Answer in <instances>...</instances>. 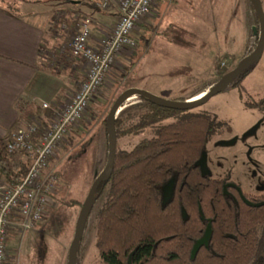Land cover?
<instances>
[{"label": "rangeland", "instance_id": "obj_1", "mask_svg": "<svg viewBox=\"0 0 264 264\" xmlns=\"http://www.w3.org/2000/svg\"><path fill=\"white\" fill-rule=\"evenodd\" d=\"M4 1L10 4L20 1V10L36 14L32 15L33 21L49 18V34L41 54L44 69L66 87L76 78L78 81L72 89L75 93L85 79L86 67L82 59L70 54L71 42L85 18H89L98 30L101 26L105 33L110 32L114 25L103 18L111 16L110 11L87 5L88 9L83 7L84 13H81V8L72 6L70 0L67 3L63 0ZM247 4L251 15L246 37V21L239 0L156 1L151 13L137 24L135 46L123 50L116 57L83 116L54 151L45 172L55 176L57 183L42 220L26 232L17 227L9 228L6 264H68V250L81 207L69 208L58 201L60 198H72L82 204L96 172L104 168L107 136L101 121L106 118L112 103L129 88L172 101H189L203 96L256 43L258 19L253 18L249 0ZM262 8L264 12V1ZM234 15V27L231 28L230 21ZM101 37L102 34L99 36L93 29L90 40ZM64 65H76L78 69L82 66L84 78L75 76ZM241 87L242 90H237L228 86L192 111L206 112L225 122L219 134L207 145L205 162L208 175L221 178L228 173L230 180L244 193L261 194L264 192V111L248 110L244 101H258L264 94V49L259 61L241 81ZM63 89L61 87L59 96L65 95ZM70 98L71 95L64 106ZM48 103L54 108L50 101ZM43 109L36 108L34 114L40 115ZM146 110L145 101L137 96L129 98L116 115L118 131L138 123ZM170 122L156 124L139 135L119 137L117 151H130ZM166 190L165 200L170 184ZM106 195L107 190L98 198L87 220L77 264H101L95 245V223Z\"/></svg>", "mask_w": 264, "mask_h": 264}, {"label": "trees", "instance_id": "obj_2", "mask_svg": "<svg viewBox=\"0 0 264 264\" xmlns=\"http://www.w3.org/2000/svg\"><path fill=\"white\" fill-rule=\"evenodd\" d=\"M7 2L0 0L14 9V3ZM254 17L257 20L255 13ZM258 37L259 27L256 43L245 56L254 50ZM248 74L244 71L228 86L242 90L241 81ZM138 98L147 103V110L138 123L121 131L116 119L117 138L171 122L130 151H117L111 174L97 189L94 204L107 190L95 223L101 264H264V194L245 195L235 185H228L225 194L227 180H215L197 165L225 122L206 112L166 109ZM244 104L248 110L263 112L264 94ZM43 110L51 119V109ZM101 123L108 141L106 118ZM12 134L0 139V183L7 185L21 183L29 168L25 153L8 151ZM58 202L69 208L82 205L72 198ZM207 229V242L198 245Z\"/></svg>", "mask_w": 264, "mask_h": 264}, {"label": "built area", "instance_id": "obj_3", "mask_svg": "<svg viewBox=\"0 0 264 264\" xmlns=\"http://www.w3.org/2000/svg\"><path fill=\"white\" fill-rule=\"evenodd\" d=\"M85 1L103 10L116 6L118 17L112 30L103 35L96 48L89 44L91 20H82L70 50L74 57L85 62L84 81L63 108L42 105L44 109L50 108L53 114L46 127L42 128L38 123L28 124L12 134L7 149L10 153H25L29 168L21 183H0V264H6L9 228L17 227L26 232L42 220L57 183L55 176L45 172L54 151L83 116L116 57L135 46L137 24L151 13L157 0Z\"/></svg>", "mask_w": 264, "mask_h": 264}, {"label": "crops", "instance_id": "obj_4", "mask_svg": "<svg viewBox=\"0 0 264 264\" xmlns=\"http://www.w3.org/2000/svg\"><path fill=\"white\" fill-rule=\"evenodd\" d=\"M19 2H13L14 9L0 4V139L29 123L47 125L48 113L43 111L40 115H35L36 108H42L43 104L49 105V101L55 109L62 108L68 97L74 93L72 89L78 81L73 78L75 82L69 81L68 87L66 84L60 85L54 74L44 69L41 54L43 44L46 42L45 38L49 34V18L33 21L32 15L36 14L31 13L32 11L25 13L20 10ZM239 2L246 21L244 27L247 37L251 13L247 0H239ZM69 3L73 4L72 6L80 7L81 13H84L83 7L88 9L85 4L89 5L85 0H70ZM108 11L111 16L103 18L114 25L118 17V9L116 6H112ZM234 18H236L235 15L230 21L231 28L234 27ZM253 18L255 19L254 15ZM93 29L99 36L100 33L102 37L106 34L101 26L98 30L92 22V33ZM100 39L90 40L91 47H98ZM63 67L70 68L69 71L73 72L75 76L84 78L82 66L80 69L76 65L70 67L64 65ZM70 86L71 88H69ZM61 87L66 92L65 95L59 96Z\"/></svg>", "mask_w": 264, "mask_h": 264}, {"label": "water", "instance_id": "obj_5", "mask_svg": "<svg viewBox=\"0 0 264 264\" xmlns=\"http://www.w3.org/2000/svg\"><path fill=\"white\" fill-rule=\"evenodd\" d=\"M249 2L258 19L259 37L256 47L250 54L243 57L232 70L223 75L222 78L216 84H214L203 96H199L189 101L179 102L157 97L144 90L129 88L124 90L113 102L106 116V129L108 132L107 160L102 171L92 182L87 196L81 205L79 217L75 225L74 237L68 250V264H77L79 244L81 242L87 220L94 206L97 189L99 185L109 177L113 170L118 140L115 120L119 109L129 98L138 96L166 109H173L178 111L193 110L207 103L210 98L221 93L229 85V83L239 77L244 71L249 70L255 63H257V61H259L264 49V12L262 8V2L261 0H249ZM205 159L206 155H203L197 163L204 174L207 173ZM208 236L209 229H207L205 238L200 241L198 245L207 242Z\"/></svg>", "mask_w": 264, "mask_h": 264}, {"label": "flooded vegetation", "instance_id": "obj_6", "mask_svg": "<svg viewBox=\"0 0 264 264\" xmlns=\"http://www.w3.org/2000/svg\"><path fill=\"white\" fill-rule=\"evenodd\" d=\"M219 132H220V131H219ZM219 132L216 133L215 136L218 135ZM214 179H215V180H223V179L227 180L226 185L223 186V192H224L225 194H227V190H226V189H227V186H228V185H235V186H237L238 189L241 191V193H242V194H245V195L259 196V195L264 194V192H262L261 194H249V193H244V192L242 191L241 187H240L238 184H236V183H234L232 180H230V178H229V174H228V173H226V175H225L224 177H221V178H214Z\"/></svg>", "mask_w": 264, "mask_h": 264}]
</instances>
